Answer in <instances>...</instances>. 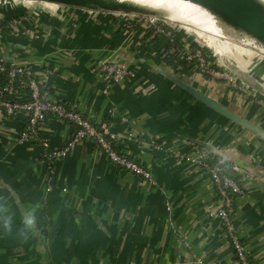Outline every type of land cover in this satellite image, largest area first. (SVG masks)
<instances>
[{
	"label": "crops",
	"instance_id": "1",
	"mask_svg": "<svg viewBox=\"0 0 264 264\" xmlns=\"http://www.w3.org/2000/svg\"><path fill=\"white\" fill-rule=\"evenodd\" d=\"M29 3L0 11V28L17 18L10 31L0 29V61L31 67L50 102H66L96 125L109 120L120 152L152 179L114 165L90 136L50 169L44 144L62 149L74 125L52 117L36 141H24L28 114L0 111V264H237L203 165L209 155L226 159L241 185L234 221L248 257L264 264V137L172 84L155 56L173 38L205 43L220 60L225 50L216 37L261 55L264 44L226 29L210 10L197 9L180 30ZM105 61L128 67L132 78L106 84ZM167 66L264 131V63L249 75L222 70L239 88L193 66Z\"/></svg>",
	"mask_w": 264,
	"mask_h": 264
},
{
	"label": "built area",
	"instance_id": "2",
	"mask_svg": "<svg viewBox=\"0 0 264 264\" xmlns=\"http://www.w3.org/2000/svg\"><path fill=\"white\" fill-rule=\"evenodd\" d=\"M64 8L73 9L68 7ZM73 10L95 12L84 9ZM121 17L127 19L131 24L142 21L140 18L136 19L135 17ZM16 22L17 18L9 21L4 28L1 27L0 29L10 31L13 27V23ZM146 23H148L150 27L156 29L163 27L152 21H146ZM128 27L130 28L132 26ZM174 39L175 38L170 40L165 50L155 53V56L162 62L171 63L173 67L180 69L186 66H193L208 80H227L235 88H239L237 81H235L231 75L232 72L222 71L216 64L213 65V62L202 47H194V45L191 44L183 45ZM5 64L9 63L0 61V73H7L6 81L0 79V111H4L8 117H14L20 112L28 114V123L22 130V140L36 141L41 126L52 117L61 119L64 122H74L81 128L65 147L56 152H50L48 144H44L43 158L50 164V169H52L51 164L54 161L66 156L81 139L90 136L94 139L95 146L102 151L114 165L143 179H152V173L149 170L130 159L127 154L120 152L117 145L119 139L111 132L112 123H104L99 125V128H96L90 120L85 119L80 112L70 110L61 103H53L45 99L46 92L42 90L40 82L31 67L10 63V68L8 69ZM100 69L106 84H110L113 81L130 80L132 78V73L126 66H118L105 61L101 63ZM18 80L25 82L31 88L33 96L32 101L24 104L13 101L20 98V94L14 90V84ZM241 90L243 89L241 88ZM203 165L211 176L213 186L218 196L219 208L217 215L225 228L226 237L232 245L237 264H251L246 253V247L240 238L237 224L234 221L237 207L236 201L239 196L244 194V191L235 178L230 175V164H228L223 157L209 155V159L206 160Z\"/></svg>",
	"mask_w": 264,
	"mask_h": 264
},
{
	"label": "water",
	"instance_id": "3",
	"mask_svg": "<svg viewBox=\"0 0 264 264\" xmlns=\"http://www.w3.org/2000/svg\"><path fill=\"white\" fill-rule=\"evenodd\" d=\"M187 1L210 10L221 19L222 25L226 29H229L230 31L234 30L235 32H243L264 44V8L252 2L251 0ZM29 2L35 3V6H61L73 9H84L100 13H112L114 15H126L129 17L134 15L138 17L141 16L153 19L151 16L154 15L153 12L142 6H138L136 4L128 2H121L119 0H0V11L18 7H27L30 5ZM153 20L163 21L161 19ZM176 25L180 26L179 24ZM238 45L241 46V44ZM257 55H260L264 58V55ZM161 72L172 84L182 89L196 101L201 102L208 108L227 118L236 125L254 132L261 137H264V131L262 129L246 120L241 115L233 112L218 101L214 100L192 84L182 80L172 71H169L167 65H164V70H162Z\"/></svg>",
	"mask_w": 264,
	"mask_h": 264
},
{
	"label": "rangeland",
	"instance_id": "4",
	"mask_svg": "<svg viewBox=\"0 0 264 264\" xmlns=\"http://www.w3.org/2000/svg\"><path fill=\"white\" fill-rule=\"evenodd\" d=\"M173 5H176L175 3H171ZM126 16V15H121ZM136 19H141L143 22H154L156 24H159L163 27H174L180 30H185L182 26L178 25H172V22L165 23L163 21H157L153 20L151 18L141 17V16H134ZM197 38V37H195ZM216 43H218L224 50H225V56L222 60L219 59V57L214 53L213 49L209 48L205 43L204 44V50L206 54L211 58V61L213 62V65H217V67L221 70H233V71H241L245 74L249 75V70L251 67L255 64H258L259 62L264 63V58L260 55H257L254 52L246 50L244 47L238 45V44H231L228 43L225 39L222 38H215L214 39Z\"/></svg>",
	"mask_w": 264,
	"mask_h": 264
},
{
	"label": "bare ground",
	"instance_id": "5",
	"mask_svg": "<svg viewBox=\"0 0 264 264\" xmlns=\"http://www.w3.org/2000/svg\"><path fill=\"white\" fill-rule=\"evenodd\" d=\"M121 2H128L142 6L154 15L151 17L153 19H161L165 22H172V25L179 24L180 26H189L191 24V16L197 9L202 11H208L199 5H196L187 0H119ZM252 2L258 4L264 8V0H251ZM173 5L171 3H175ZM190 13V14H189Z\"/></svg>",
	"mask_w": 264,
	"mask_h": 264
},
{
	"label": "trees",
	"instance_id": "6",
	"mask_svg": "<svg viewBox=\"0 0 264 264\" xmlns=\"http://www.w3.org/2000/svg\"><path fill=\"white\" fill-rule=\"evenodd\" d=\"M8 22H5L4 26H6ZM194 47H197V45H194ZM167 65H171V63H166ZM5 66L9 69L10 68V64H5ZM0 79H3L4 81L7 80V73H0ZM14 90L17 91L20 95H22V100L20 99H15L13 100L14 102H18L20 104H24L27 102L32 101L33 96H32V91L31 88L29 87L28 84H26L25 82L18 80L16 81V83L14 84ZM61 104L65 105L68 109L69 107L67 106L68 104L66 102H60ZM201 103V102H200ZM68 123H71L74 125L75 127V133L74 136L77 134V132L81 129L80 126L76 125L74 122L71 121H66ZM92 123V122H91ZM106 123H111L109 120L106 121ZM96 128H99V125H96L94 123H92ZM249 261L251 264H253V262L251 261V259L248 257Z\"/></svg>",
	"mask_w": 264,
	"mask_h": 264
},
{
	"label": "clouds",
	"instance_id": "7",
	"mask_svg": "<svg viewBox=\"0 0 264 264\" xmlns=\"http://www.w3.org/2000/svg\"><path fill=\"white\" fill-rule=\"evenodd\" d=\"M33 223H34V219H32V218H29V219L26 220V224L27 225H31Z\"/></svg>",
	"mask_w": 264,
	"mask_h": 264
}]
</instances>
